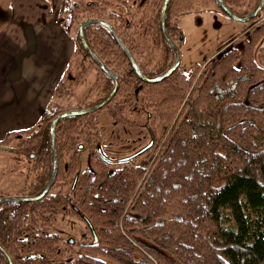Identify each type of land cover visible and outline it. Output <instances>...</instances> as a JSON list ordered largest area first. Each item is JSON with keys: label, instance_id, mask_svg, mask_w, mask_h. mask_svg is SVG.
I'll return each mask as SVG.
<instances>
[{"label": "trees", "instance_id": "1", "mask_svg": "<svg viewBox=\"0 0 264 264\" xmlns=\"http://www.w3.org/2000/svg\"><path fill=\"white\" fill-rule=\"evenodd\" d=\"M102 4L107 17L99 12ZM133 15L129 0H62L58 21L88 59L78 24L85 18L107 21L141 71L156 76L173 63L174 50L157 23L167 55L148 68L137 55L140 26L127 20ZM167 27L174 37L170 22ZM84 36L118 77L117 92L103 108L128 100L132 90L134 99L144 96L136 105L150 107L165 123L167 139L153 137L144 151L122 160L92 147L81 168L80 154L88 146L79 142L76 121L92 113L59 120L57 172L49 191L38 200L0 204V244L13 264H264V23L250 27L241 45L221 52L194 83L178 68L163 80L144 82L108 28L89 24ZM104 76L103 95L94 103L113 87ZM123 107H111L113 119ZM59 112L51 101L19 144L40 171L16 195H35L46 185L52 167L49 126ZM140 154L145 156L135 163ZM62 213L83 215L89 230L60 235L55 222ZM0 264H7L1 252Z\"/></svg>", "mask_w": 264, "mask_h": 264}, {"label": "rangeland", "instance_id": "2", "mask_svg": "<svg viewBox=\"0 0 264 264\" xmlns=\"http://www.w3.org/2000/svg\"><path fill=\"white\" fill-rule=\"evenodd\" d=\"M156 1L159 2V0H145L143 6H139V0H129L134 15L129 16L127 20L131 24L137 23L140 26L138 34L140 42L138 43L142 47L137 55L141 60L143 59L144 63H147L148 68L160 65L164 55H167L156 30L158 23L155 17ZM201 1L205 3L199 4L198 0H193L194 5L190 6L174 0L169 16L174 37L181 43L178 70L192 77L193 83L221 52L239 47L250 27L264 23V9L250 21L238 22L220 13L212 0ZM254 1L244 0L243 7L238 9L239 13L246 11L245 9L252 6ZM114 5L113 3L112 10L119 13L120 5ZM106 8L103 4L99 7V12H102L100 14L105 17L109 16ZM77 50L76 47L69 61L68 72L64 73L62 85L54 98L58 101L54 104L62 111L88 107L103 95L106 80L104 73L91 58L82 57ZM66 90L69 93L66 94ZM129 95L131 97H126L128 100L124 102H113L110 107L96 110L76 121L81 135L79 142L82 141L88 146L80 154L81 168L85 165L88 150L94 151V149L91 150L92 147L99 145V151L105 158L122 160L139 151L142 152V149L144 151L153 137L157 139L167 137L169 129L163 133L165 123L154 117L151 108L146 107L142 110L136 105L134 100H143L144 96L134 99L132 90ZM120 106H124L122 114L113 119L110 115L111 107L119 109ZM28 137L26 133H23L0 143V196H12L19 191H26L30 178H33L35 171L36 173L40 171V163L21 152L19 144ZM144 156L145 154H140L134 158V162H140ZM34 165L36 170L33 169ZM55 230L62 236L77 234L89 230V225L81 214L62 213L56 219Z\"/></svg>", "mask_w": 264, "mask_h": 264}, {"label": "crops", "instance_id": "3", "mask_svg": "<svg viewBox=\"0 0 264 264\" xmlns=\"http://www.w3.org/2000/svg\"><path fill=\"white\" fill-rule=\"evenodd\" d=\"M62 0H0V143L33 128L74 54ZM54 264H67L57 262Z\"/></svg>", "mask_w": 264, "mask_h": 264}, {"label": "water", "instance_id": "4", "mask_svg": "<svg viewBox=\"0 0 264 264\" xmlns=\"http://www.w3.org/2000/svg\"><path fill=\"white\" fill-rule=\"evenodd\" d=\"M216 1L219 3L222 10L231 19L238 21V22H248L251 19L255 18L260 13V11L263 7V4H264V0H259L257 5L255 6V8L253 10H251L246 15L241 16V15L235 14L221 0H216ZM168 2H169V0H163V2H162L161 9H160V24H161V29H162V32H163V35H164L166 42L175 51V59H174L173 63L169 66V68H167L164 72H162L156 76H152V77L145 75L141 71V69L137 65L133 55L131 54L129 49L125 46V44L122 42L120 37L117 35L116 31L113 29L111 24H109L108 22H106L102 19H96V18L84 19L83 21H81L79 23V25H78V38H79V41L81 43V46L86 51V53L89 55L91 60L97 65V67L112 79L113 87L110 90V92L100 101H98V102H96V103H94L88 107L72 109V110H65V111L59 112L58 114H56L53 117V119L50 122V126H49L50 138H51V149H52V167H51V172H50L49 179H48L46 185L38 194H35V195L2 196V197H0V204L8 202V201H14V200H17V201L18 200L34 201V200L41 199L49 191V189H50V187L54 181V178L56 176V172H57V148H56V136H55V133H56L55 127H56L57 122L59 120L65 118V117H68V116H78V115H86V114L93 113L96 110H99V109L103 108L106 104H108L117 92L118 77L113 71H111L103 63V61L90 48V46L88 45L87 40L84 36V26L89 25V24H100V25H103L106 28H108V30L111 32L115 42L117 43V45L120 47V49L125 54L126 58L130 62L131 66L133 67L137 76L139 77V79H141L144 82L154 83V82H158L160 80H163L164 78L170 76L178 68L179 63H180V59H181V51H180L179 47L177 46V44H175L171 40V38L168 34V31H167V27H166V18L165 17H166V10H167ZM142 151H143V149H142ZM140 152L141 151H139L138 153H140ZM0 252L4 255L7 264H13L10 255L3 248V246L1 244H0Z\"/></svg>", "mask_w": 264, "mask_h": 264}, {"label": "flooded vegetation", "instance_id": "5", "mask_svg": "<svg viewBox=\"0 0 264 264\" xmlns=\"http://www.w3.org/2000/svg\"><path fill=\"white\" fill-rule=\"evenodd\" d=\"M178 1V3H187V4H189L190 6L193 4V0H189V1H187V0H177ZM230 10H232L235 14H237V15H246L247 13H249L251 10H253L254 8H255V6L257 5V3H258V1L259 0H255L254 1V3L252 4V6H250L248 9H245L246 11H242L241 13H239L240 11H238V9L239 8H242L243 7V1L244 0H221ZM162 2H163V0H159V2H157L156 1V3H157V14H156V19L158 20V23L160 24V9H161V5H162ZM170 2H174V0H169V2H168V4L170 3ZM201 2L202 3H205V2H203V1H201V0H198V3L199 4H201ZM212 2L215 4V6H216V8L219 10V12L220 13H222V14H224V15H226V16H228L223 10H222V8L220 7V5H219V3L216 1V0H212ZM145 3V0H139V6H143V4ZM194 5V4H193ZM136 6H138V3H136ZM189 6V7H190ZM206 6V5H205ZM167 7H168V5H167ZM263 7H264V4H263ZM263 7H262V9H263ZM262 9H261V11H262ZM260 11V12H261ZM229 17V16H228ZM166 27H167V22H169V18H167V10H166ZM85 19H88V18H85ZM96 19H98V18H96ZM84 20V19H83ZM82 20V21H83ZM105 21V20H104ZM107 22V21H106ZM79 25V24H78ZM160 29H161V24H160ZM167 31H168V27H167ZM161 33H162V36H163V38H164V35H163V32H162V29H161ZM168 34H169V31H168ZM169 36H170V34H169ZM170 38H171V40L175 43V44H177V46L179 47V49H180V46H181V43H179L174 37H171L170 36ZM165 39V38H164ZM166 41V40H165ZM174 50V49H173ZM174 54H175V51H174ZM174 59H175V57H174ZM12 150H14V149H12ZM6 196V195H5ZM0 197H2V196H0Z\"/></svg>", "mask_w": 264, "mask_h": 264}]
</instances>
